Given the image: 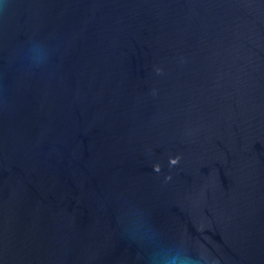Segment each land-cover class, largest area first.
Returning a JSON list of instances; mask_svg holds the SVG:
<instances>
[{"label":"water","instance_id":"water-1","mask_svg":"<svg viewBox=\"0 0 264 264\" xmlns=\"http://www.w3.org/2000/svg\"><path fill=\"white\" fill-rule=\"evenodd\" d=\"M264 264V0H0V264Z\"/></svg>","mask_w":264,"mask_h":264},{"label":"clouds","instance_id":"clouds-1","mask_svg":"<svg viewBox=\"0 0 264 264\" xmlns=\"http://www.w3.org/2000/svg\"><path fill=\"white\" fill-rule=\"evenodd\" d=\"M190 258L184 256L182 253L177 252L172 255H165L163 257V264H189Z\"/></svg>","mask_w":264,"mask_h":264}]
</instances>
